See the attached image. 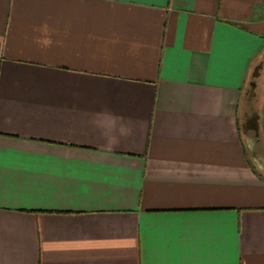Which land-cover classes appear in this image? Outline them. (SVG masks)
<instances>
[{"label":"crops","instance_id":"obj_1","mask_svg":"<svg viewBox=\"0 0 264 264\" xmlns=\"http://www.w3.org/2000/svg\"><path fill=\"white\" fill-rule=\"evenodd\" d=\"M263 53L264 0H0V264H264Z\"/></svg>","mask_w":264,"mask_h":264},{"label":"rangeland","instance_id":"obj_2","mask_svg":"<svg viewBox=\"0 0 264 264\" xmlns=\"http://www.w3.org/2000/svg\"><path fill=\"white\" fill-rule=\"evenodd\" d=\"M262 60L263 67L261 69L260 75L256 78H249V81H254L256 83L255 87L253 88L251 83L248 82L245 87L242 99V123L244 124V116H246V114H244L245 112L251 113L252 110L256 111L259 114V135H255L254 131H247L246 133L244 128H242V136L247 157L254 165L255 169H257V171L264 176V170L261 169L255 162L251 150V146H254L258 153H262L261 155L264 156V53Z\"/></svg>","mask_w":264,"mask_h":264},{"label":"water","instance_id":"obj_3","mask_svg":"<svg viewBox=\"0 0 264 264\" xmlns=\"http://www.w3.org/2000/svg\"><path fill=\"white\" fill-rule=\"evenodd\" d=\"M263 67V64H259L253 73L254 78L260 75L261 69ZM256 83L254 81L251 82V86L254 88ZM254 116H249L250 123L244 125V131L247 133L248 125H253V128L256 130L257 134L259 135V114L255 111ZM253 145V144H252ZM252 155L255 160V162L258 164V166L264 170V156L258 153L257 149H255L254 146H251Z\"/></svg>","mask_w":264,"mask_h":264},{"label":"flooded vegetation","instance_id":"obj_4","mask_svg":"<svg viewBox=\"0 0 264 264\" xmlns=\"http://www.w3.org/2000/svg\"><path fill=\"white\" fill-rule=\"evenodd\" d=\"M255 111L254 110H252V112L251 113H247V117H246V123L248 124V123H250L249 121H250V118H249V116H254V113ZM248 132H250V131H254V134L255 135H258L257 134V132H256V130L253 128V125H248V130H247ZM262 154V153H261Z\"/></svg>","mask_w":264,"mask_h":264}]
</instances>
